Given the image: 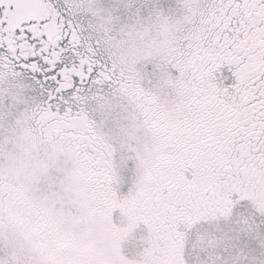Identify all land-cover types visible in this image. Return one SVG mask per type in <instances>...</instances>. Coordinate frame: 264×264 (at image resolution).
Returning a JSON list of instances; mask_svg holds the SVG:
<instances>
[{
  "label": "snow or ice",
  "instance_id": "obj_1",
  "mask_svg": "<svg viewBox=\"0 0 264 264\" xmlns=\"http://www.w3.org/2000/svg\"><path fill=\"white\" fill-rule=\"evenodd\" d=\"M0 264H264V0H0Z\"/></svg>",
  "mask_w": 264,
  "mask_h": 264
}]
</instances>
